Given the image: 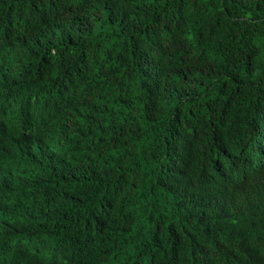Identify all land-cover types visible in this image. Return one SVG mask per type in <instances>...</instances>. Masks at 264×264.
<instances>
[{
  "label": "trees",
  "instance_id": "1",
  "mask_svg": "<svg viewBox=\"0 0 264 264\" xmlns=\"http://www.w3.org/2000/svg\"><path fill=\"white\" fill-rule=\"evenodd\" d=\"M0 264H264V0H0Z\"/></svg>",
  "mask_w": 264,
  "mask_h": 264
},
{
  "label": "bare ground",
  "instance_id": "2",
  "mask_svg": "<svg viewBox=\"0 0 264 264\" xmlns=\"http://www.w3.org/2000/svg\"><path fill=\"white\" fill-rule=\"evenodd\" d=\"M30 240V239H29Z\"/></svg>",
  "mask_w": 264,
  "mask_h": 264
}]
</instances>
